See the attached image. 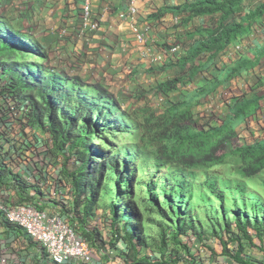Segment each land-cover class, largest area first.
<instances>
[{
	"label": "trees",
	"instance_id": "1",
	"mask_svg": "<svg viewBox=\"0 0 264 264\" xmlns=\"http://www.w3.org/2000/svg\"><path fill=\"white\" fill-rule=\"evenodd\" d=\"M167 13L178 18L175 28L185 53L148 71L178 70V75L156 84V90L166 95L182 84H195L181 100L142 118L123 108L115 92L99 81L56 71L37 40L0 17V109L5 113V104H10L8 118L13 119H0V132L35 131L26 143L16 141L13 147L29 151L34 177L45 181L48 155L61 156V172L69 181L60 176L50 180L48 186L63 197L55 200L50 190L27 185L11 170L0 168V178L9 173L16 180V202L38 204L39 195V208L53 204L63 215L78 218L92 244L102 240L92 225L93 209H106L109 243L126 264L189 263L184 252L193 254L184 238L203 245L217 238L223 254L233 262L264 263L247 253L233 230L263 243L264 197L257 190L261 185L251 177L264 168V137L244 145H237L235 139L237 126L255 114L264 99L257 89L264 87V75L256 77L250 96L234 97L218 124L197 125L191 120L194 102L215 94L264 60L261 48L237 57L214 75L208 73L232 42L264 21V0H191L162 6L150 17L156 20ZM71 154L78 163L69 172L66 162ZM231 156L243 160L229 161ZM10 228L23 234L21 228ZM118 239L126 244V251L115 244ZM150 243H155L157 253L147 250L139 257ZM42 258L49 264L43 251Z\"/></svg>",
	"mask_w": 264,
	"mask_h": 264
},
{
	"label": "crops",
	"instance_id": "2",
	"mask_svg": "<svg viewBox=\"0 0 264 264\" xmlns=\"http://www.w3.org/2000/svg\"><path fill=\"white\" fill-rule=\"evenodd\" d=\"M185 1L191 0H139L136 19L139 23H143L142 20L144 18L148 16L150 18V14L156 12L160 7L181 4ZM126 3L127 0H92L93 13H96L99 7L102 8V12H100L101 25L97 31L81 29L79 0H0V17H3L12 27L30 34L37 40L48 54L47 63L56 71L77 74L83 79L99 81L105 87L114 91L120 101L121 94L116 91L115 87H110L102 76H106L108 79L111 74H114V78L123 77L130 80L132 77L141 78L143 76H152L154 78L161 73V70H155L152 73L148 71L152 64H149L139 56L144 46L134 40L126 22L117 18V13L125 8ZM172 15L174 16L175 14ZM169 17L172 16L167 13L156 20L147 19L151 23H157L156 27H152L146 36V45L151 47L153 53H157L158 50L162 51L160 45L164 41L162 37L166 32L170 31V29L166 28ZM61 28H66L67 34L56 42V37ZM249 36L246 39H249ZM122 43H126V46L122 47ZM54 46L57 50L56 59H53L50 53L54 51ZM231 46H233V43ZM261 48H264V36H260L258 40H255L254 37L244 41L241 54H243L242 56L251 55V52ZM67 55H69L68 58L71 63L75 62V66L80 65V62L83 64V61L86 66L95 65L97 67L95 69L96 74L93 73V76H89L83 68H79V72L77 71L78 68H68L62 59V57ZM220 60L225 61L227 59L220 56ZM216 66L219 65L216 64L208 69L210 74L214 75L219 71V69L215 68ZM213 68L217 71H212L211 69ZM259 73L264 74V71H259L256 66L254 70L244 72L243 76L232 80L230 84L240 83L245 86L242 81L248 78V81L251 82L250 76L255 75L256 77ZM177 96V94L173 93V100L176 101ZM210 96L212 95L210 94ZM207 97L198 99L193 103L191 106L192 116L199 106L202 108L207 106ZM181 99L179 98L178 100ZM195 104L196 107L193 109ZM228 111L229 109H226L224 113L220 112L219 116L216 115L214 125L218 123L220 118L225 117ZM93 217L91 220H94ZM107 263L109 264L110 262L108 261ZM42 264H47L43 258Z\"/></svg>",
	"mask_w": 264,
	"mask_h": 264
},
{
	"label": "built area",
	"instance_id": "3",
	"mask_svg": "<svg viewBox=\"0 0 264 264\" xmlns=\"http://www.w3.org/2000/svg\"><path fill=\"white\" fill-rule=\"evenodd\" d=\"M138 1L127 0L125 8L117 13V18L126 22L137 43L145 44L147 33L153 26L151 21L143 23L137 21ZM79 5L81 29L97 31L101 25L100 17L92 12V0H79ZM257 29L263 30L264 26L259 25ZM59 34L61 37L65 36L67 29L61 28ZM125 46L126 43H122V47ZM241 47V44H236L235 51ZM180 50V45L176 44L167 51V54L171 57ZM164 55V53L154 54L150 48L144 47L139 56L150 64H159L163 61ZM160 95L156 103L158 111L167 106L171 100L169 95ZM11 108L10 104H5L4 110L7 112L4 113L3 109H0V116H4L0 119H5L7 122L13 120L8 118V116L11 117L9 111ZM3 129L7 128L3 126ZM32 133L30 131L27 134L23 132L14 134L11 130L7 134L6 130L5 134L0 132V168L11 170L19 175L27 185L34 184L39 190L49 191L45 180L34 177L36 170L33 163L27 159L29 151L23 147L19 150L13 147L14 143L17 145L16 141L26 143L28 140L26 136ZM15 184L16 180L9 173L0 178V264H42V251L49 264H108L94 260L89 242L79 233L70 215L68 217L63 215L53 205H50V208H39L38 204L42 203L39 195L36 196L39 200L38 204L35 201L16 202ZM30 190L31 188L28 187L27 191L30 192ZM50 192L52 198H58L56 191L50 190ZM106 223L110 228L107 218ZM10 225L21 228L23 234L12 232ZM28 239L33 242V245H30ZM183 240L189 241L188 238ZM146 254L147 252L141 250L139 257ZM121 263L126 264L122 259Z\"/></svg>",
	"mask_w": 264,
	"mask_h": 264
},
{
	"label": "rangeland",
	"instance_id": "4",
	"mask_svg": "<svg viewBox=\"0 0 264 264\" xmlns=\"http://www.w3.org/2000/svg\"><path fill=\"white\" fill-rule=\"evenodd\" d=\"M100 12H102V8L99 7L95 14H97L99 17H101ZM172 17L168 18V24L166 28L170 29L169 32H166L163 35V42L160 43L162 50H168L169 47L174 46V43H179L180 40L178 38L179 31L177 28H175L176 23L174 22V17L172 13H170ZM147 18H144L142 22H146ZM170 20V21H169ZM157 23L152 22V26L156 27ZM260 36H264V33L257 34L255 37V40H258ZM254 37H251L254 38ZM59 38L61 36L56 37V42H58ZM42 40V39H41ZM55 42V43H56ZM54 43V44H55ZM182 46V45H181ZM56 48L54 46V51H51V57L53 59H56L57 53ZM160 52V50H158ZM179 56V54H178ZM177 55L171 59L172 61L175 60ZM69 55L62 57L64 60V64L68 68H83L84 71L89 74V76H93V73L96 74L95 69L97 68L95 65H84L82 62H80V65L75 66V62L71 63L69 61ZM167 59V58H165ZM41 59H38L37 61L40 62ZM55 61V60H54ZM90 63V61L88 60ZM220 63H224L223 60L220 61ZM212 71H217L214 68L211 69ZM210 70V71H211ZM259 71H264V62H262L259 67ZM178 70L176 68L167 69L164 71H161L158 77H152V76H143L141 78L132 77L129 79H124L123 77H117L114 78V74H111L109 78L107 79L106 76H102L106 79V83L109 84L110 87H115L116 91L119 92L120 95V102L122 106L127 109L128 111H135L140 116V118L147 116L149 112H157V105L159 97L161 96L160 92L156 90V84L160 80H164L167 78H172L176 75H178ZM107 75V74H106ZM251 82L249 84H253V80L255 78V75L250 76ZM204 81V80H203ZM248 78L242 81V83L245 86H242L240 83L235 84H228L227 88L220 89L217 95L214 96H208L207 97V106L205 108H202L201 106L194 111V115L192 116V119L194 122H196L199 125H206V124H215V116L220 115V112H225L226 109H228L231 106L232 99L236 96H241L244 94V96H248L251 91H249V87L247 84ZM195 84V83H194ZM194 84H187V85H180L179 89L176 90L177 92H174V94H177L176 101L181 97L183 94L188 93L192 90ZM262 90L261 92L264 94V87L259 89ZM173 94V93H172ZM171 94V95H172ZM175 101V102H176ZM259 109L257 112L248 117L244 122H242L239 126H237L236 131V139L235 142L238 145H244V144H251L253 142H256L260 138L264 137V99L260 100ZM204 104V103H202ZM196 104L193 106V109H195ZM27 132H30L27 131ZM26 132V134H27ZM32 133V131H31ZM41 134V132H39ZM31 135V134H30ZM29 136H26V138H31ZM230 146L227 145L226 150H229ZM48 165L46 167L47 169V181H45L47 184L50 183V180L54 178L55 176H60L62 179L68 183L69 178L65 173L61 172V162L62 157L61 156H51L48 155L47 157ZM229 161H236L241 162L243 159L241 157H230L228 159ZM78 163V159L75 154H71L68 156V160L66 162L68 171L71 172L75 169L76 164ZM255 178V180L253 179ZM251 181H255L256 183H259L261 186L257 187V190L261 192V194L264 197V168L261 169L257 174L251 177ZM50 190L54 191V188L51 186H48ZM63 189V188H61ZM56 196L58 198H55V200L62 199V195L57 191ZM53 205V204H52ZM50 208V207H46ZM93 212L95 213V216L93 217L94 220H92V225L96 226L97 230L101 233L102 240L100 243L92 244L90 241V238H88L84 234V227L79 223L78 218H75L73 222L78 227L79 233L89 242L92 250H93V258L97 262H110L109 264H122L121 259H119V255L121 253H118L116 249H114L111 244L109 243V239L111 238V232L110 228L106 223V215L105 212L106 209L101 208L99 206L94 207ZM200 216H203V211H199ZM66 216V215H65ZM68 217V214H67ZM233 230L236 232V236L238 239L241 240L242 246L247 251L248 254H250L253 258L256 260L264 261V243L260 242L259 239L255 236H253V239H249L247 237H243L235 227H233ZM251 234H254V231L252 229L250 230ZM153 236L158 237V233L156 231H153ZM228 235V234H227ZM98 241V240H97ZM117 243L118 248L123 252L124 250H127V246L125 243L122 242V240H117L115 244ZM186 243L190 246V252L193 254V257H190L187 255V253L184 252V256H186V260L190 261L186 264H236L233 262L226 253L223 254L222 252V246L218 243L217 238H212L209 240L203 241L204 245L197 241L195 238H192V240L187 241ZM235 244L233 242H229L228 247L231 248V246ZM205 245L210 246V249H207ZM170 247H173L170 245ZM143 252H147L149 250L153 255L157 253V249L155 246V243H150L147 248L144 250L141 249ZM181 250L178 251V254L180 256H183ZM191 260H194L192 262ZM257 264H264V263H257Z\"/></svg>",
	"mask_w": 264,
	"mask_h": 264
},
{
	"label": "clouds",
	"instance_id": "5",
	"mask_svg": "<svg viewBox=\"0 0 264 264\" xmlns=\"http://www.w3.org/2000/svg\"><path fill=\"white\" fill-rule=\"evenodd\" d=\"M174 17V22L175 23H177V21H178V18H177V16L176 15H174L173 16ZM151 18V17H150ZM152 20H154V19H152ZM259 25H262V26H264V21H260V22H257V23H255L253 26H252V28L247 32V34L246 35H243L240 39H238V40H236V41H234V42H232L233 43V46H231L230 47V45L232 44H230L229 46H228V48L227 49H225L217 58H216V61L214 62V64L212 65L213 67L217 64V65H219V66H216L215 68L216 69H219V71H220V69L222 68V67H224L226 64H229L230 62H232L233 61V59H236L237 57H239V56H242L243 54H241V52L243 51L242 50V48L244 47V41L246 40V41H248L249 39H251V37H254V36H256L257 34H261V33H264V29L263 30H258L257 29V27L259 26ZM250 35V36H249ZM249 36V39H246L247 37ZM241 44L242 45V47L240 48V49H238V50H236L235 51V46H236V44ZM176 44H179L180 45V47H181V50L178 52V53H176V54H173L171 57L167 54V51L171 48V47H169V49L168 50H162L161 52H157V53H154V54H161V53H164L165 55H164V59H163V61L161 62V63H159V64H152V65H150L151 67H158V66H161V65H163V64H167V63H170L172 60L171 59H173V57L174 56H178V54H179V56L180 55H182V54H184L185 53V48L183 47V46H181L182 44L179 42V43H174V45H176ZM144 47H148V48H150L151 49V47L150 46H147L146 45V42H145V44H142ZM143 47V48H144ZM153 53V52H152ZM220 56H223L225 59H227V60H223L224 61V63H220ZM165 58H167V59H165ZM219 58V59H218ZM218 59V60H217ZM264 60L262 59L261 61H260V63L258 64V65H256L257 67H259V65L263 62ZM225 62H227V63H225ZM149 63V62H148ZM150 64V63H149ZM211 66V67H212ZM256 66H254L252 69H250V70H254L255 69V67ZM221 67V68H220ZM171 69V68H170ZM250 70H248V71H250ZM218 71V72H219ZM217 72V73H218ZM247 72V71H246ZM208 73H210L209 72V70H208ZM244 73V72H243ZM243 73H242V75L241 76H243ZM264 74H262V73H259V75H256V77L257 76H263ZM238 77H240V76H238ZM256 77H255V79H256ZM237 78V77H236ZM236 78H233L232 80H234V79H236ZM255 79L253 80V84H254V82H255ZM231 80V81H232ZM205 81V80H204ZM230 81V82H231ZM229 82V83H230ZM228 83V84H229ZM250 82L249 81H247V84H249ZM253 84H249L248 85V87H249V91H251L250 90V86L251 85H253ZM228 86V85H227ZM227 86H225L224 88H222L223 90L225 89V88H227ZM261 88H263V87H258L257 89L259 90V89H261ZM220 91V90H219ZM218 91V92H219ZM260 91H262V90H260ZM174 92H177V91H173V92H171L170 94H169V96H170V98H171V100L169 101V104L167 105V106H165L163 109H165L166 107H168L169 105H170V103L173 101V98H172V93H174ZM218 92H216L215 94L214 93H212L211 95H214V96H219V94L220 93H218ZM160 93H162V92H160ZM162 94H164V93H162ZM252 94V91H251V93L248 95V96H250ZM210 95V94H209ZM208 95V96H209ZM244 95V94H243ZM243 95H241V96H243ZM264 95V94H263ZM237 97V96H236ZM234 100V98L232 99V101ZM175 101V100H174ZM195 103V102H194ZM120 104H121V102H120ZM122 105V104H121ZM123 107V106H122ZM124 108V107H123ZM163 109H161V110H163ZM229 109V108H228ZM157 112H160V110L159 111H157ZM257 112V111H256ZM254 115V114H253ZM250 117V116H249ZM221 119V118H220ZM220 119L218 120V122H220ZM191 120H192V122H194L193 121V119L191 118ZM195 124H197L196 122H194ZM218 124V123H217ZM197 125H199V124H197ZM211 125V124H210ZM205 126V125H204ZM237 144V143H236ZM252 144V143H251ZM238 145V144H237Z\"/></svg>",
	"mask_w": 264,
	"mask_h": 264
}]
</instances>
